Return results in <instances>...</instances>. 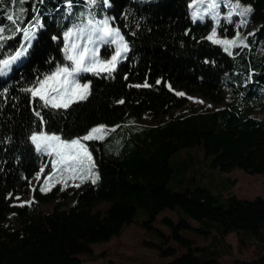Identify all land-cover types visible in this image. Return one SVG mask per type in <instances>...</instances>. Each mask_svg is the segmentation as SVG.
Instances as JSON below:
<instances>
[{"label":"trees","instance_id":"obj_1","mask_svg":"<svg viewBox=\"0 0 264 264\" xmlns=\"http://www.w3.org/2000/svg\"><path fill=\"white\" fill-rule=\"evenodd\" d=\"M191 1L96 0L92 5L71 0L69 10L68 0H0V28L5 29L0 62L21 46L27 25L37 28L22 60L0 76V264H85L82 256H91L95 244L119 236L140 213L156 236L145 245L155 248L160 258H172L162 264H264V198L225 197L193 184L191 178L185 187L183 178L176 179L179 190L167 187L175 171L188 169L184 163L172 166L169 158L188 148H198L205 160L210 158V169L219 173L238 169L264 175V115L254 114H264V0H235L248 3L251 13L245 20L235 10L232 24L225 19L229 0H213L220 3L215 21L205 14L208 0L190 8ZM101 18L119 29L128 45L115 71L80 77L81 83H89L86 99L67 109L43 108L26 89L58 65L68 64L65 32ZM239 18L256 25L242 39L247 47L226 51L225 45L207 39L213 28L218 37L234 36V20ZM16 27L22 31H14ZM114 48L102 46L101 58L110 59ZM175 90L222 106L211 111L186 108L188 99ZM143 113L169 117L142 127ZM96 126L106 138L121 140L117 146L89 141L97 180L71 191L56 184L43 189L41 179L33 192L36 201L19 204L32 179L44 165L50 166L49 155L37 151L30 137L44 131L76 139ZM68 202V209H62ZM51 203L52 210L43 212L40 206ZM104 203L106 210L95 211ZM164 210L177 214L160 220L167 232L152 226ZM231 234L239 248L252 249V258L221 261ZM198 240L209 243L200 246Z\"/></svg>","mask_w":264,"mask_h":264},{"label":"rangeland","instance_id":"obj_2","mask_svg":"<svg viewBox=\"0 0 264 264\" xmlns=\"http://www.w3.org/2000/svg\"><path fill=\"white\" fill-rule=\"evenodd\" d=\"M148 1V0H145ZM230 4L236 5L239 4V9L237 11L243 9H248L246 15H241L242 18L248 20L251 13V7L248 3H241L235 0H229ZM194 5H198V0H192L189 4V7L192 8ZM228 14V13H227ZM193 17V15H192ZM105 18H101L103 20ZM99 21V20H96ZM234 29L236 33L232 37H216L217 40H232L239 33V39L242 40L246 36L253 33L256 29V25L254 24H246L241 18L234 20ZM243 25V26H241ZM116 28L115 26H112ZM35 26L27 25L22 31V41L21 45L25 43L23 38V32L26 31H36ZM72 29V28H71ZM117 29V28H116ZM66 33V32H65ZM64 33V36H65ZM32 42V40H31ZM113 47L115 45H112ZM116 47V46H115ZM232 47V46H227ZM21 50V46L8 58L4 60H10L14 57L17 51ZM123 51V50H122ZM126 51L123 52V55ZM25 56V55H24ZM24 56L16 59L11 65L10 68L19 63ZM123 58V57H122ZM2 60V61H4ZM1 61V62H2ZM10 72V71H9ZM8 72V73H9ZM7 73V74H8ZM1 77H5L6 75H0ZM83 84V83H81ZM178 95L184 96L188 99L187 107L193 106L197 109H206L207 111H211L213 109H218L222 106V104H214L209 99L202 97L200 95H189L184 91L175 90ZM79 100V99H78ZM77 101V100H76ZM177 113V111H174ZM258 118L263 117V113L254 112ZM168 113H160L156 116H152L147 113H143L139 120V124L142 127H150L156 124H161L168 120ZM94 128H102L101 126H96ZM38 133V132H36ZM34 133V134H36ZM112 135L107 136L106 133H103L102 139H93L96 141H103L102 144L105 143L107 146L108 143H115L117 146L120 144L119 139H111ZM64 140H72V139H64ZM83 143L88 147L89 141H83ZM89 152L92 154L90 149ZM105 154L108 157H112L107 150ZM50 158V166L46 168L44 165L41 170L37 173V175L32 179L30 186L28 187V192L22 199L19 200V204H30L35 202L36 199L33 196L34 188L38 184V182L43 179V186L48 189L55 184L60 188H70L71 191L75 190L80 184L85 182L93 183V180H97L98 172L97 165L94 159V155L92 154L93 167L91 171H81L76 174L69 172L67 170H63L62 165L53 166L55 157L49 156ZM210 158L204 159L202 157V152L198 151V148H188L179 151L178 153L172 155L169 158V162L172 166H176L179 163H184L188 169L182 171H175L174 177L169 180L167 183V187L173 190H179V186L175 184L176 179L183 178V187L189 184L190 178L192 179L193 184H197L201 187L208 188L212 191L223 192V195L227 197L228 195H235L238 198L251 199L257 196L264 198V175H249L238 169H234L229 173H219L216 170H212L209 167ZM60 168L61 170H57ZM46 170V171H45ZM53 173L52 176H47ZM39 177V179H38ZM175 178V179H174ZM185 180V181H184ZM72 193V192H71ZM55 203V202H54ZM54 203L51 204H42L40 207L43 212H49L52 210ZM71 205V202L62 206V209H68ZM108 207L107 203L100 204L95 208L103 212ZM177 216L176 211L173 210H164L160 213L154 222H152V226L156 229L167 232V228L160 222L163 217H169L175 219ZM145 220V216L143 213L138 214L134 221L123 228L120 235L117 237H113L110 241L101 244H95L93 246V254L91 256H82L81 259L85 264H162L170 261L172 258H160L157 255V251L155 248L147 247L145 242L148 241H156L155 233L150 229L146 228V226L142 223ZM193 224H197L195 221L190 220ZM200 246L208 245V241L198 240ZM225 243L228 246V250L225 251L221 257V261L224 263H229L233 259H249L252 258L254 253L252 249H241L238 246V241L234 234H231L226 237Z\"/></svg>","mask_w":264,"mask_h":264},{"label":"snow or ice","instance_id":"obj_3","mask_svg":"<svg viewBox=\"0 0 264 264\" xmlns=\"http://www.w3.org/2000/svg\"><path fill=\"white\" fill-rule=\"evenodd\" d=\"M12 2L23 4L24 0H12ZM101 2L106 3L107 0H101ZM89 3L94 5L96 0H89ZM71 7V0H68L69 10ZM219 7V2L208 0L205 6V14L209 15L210 18L215 21L219 15ZM229 7L230 11L225 19L227 23L232 24L233 21L231 16L240 6L236 4L230 5ZM20 11L23 12L24 9L21 8ZM247 11L248 9L240 10L239 14L246 15ZM197 18L194 12L193 20L195 21ZM7 19L13 25L18 23L12 15H9ZM199 19L203 20V16L199 17ZM13 30L16 32L22 31L19 27ZM4 31V28H0V40L5 39L3 36ZM74 36L75 39H73ZM216 36V29L213 28L211 35H209L207 39L211 40L213 43L225 45L226 51L228 50L227 46H248L247 43L239 39V33H237V36L232 40H217L215 39ZM23 38L25 43L21 45V50L17 51L16 55L10 60L0 62V75H7V73L11 71L10 65L16 59L26 54L27 49L31 47V40L35 38V33L33 31L23 32ZM64 39L67 41L64 47V55L68 64L58 65L54 71L38 79L34 87L26 89V91L31 94L33 100L38 98V100L42 102L41 106L43 108H51L54 110L67 109L72 103L76 102V100L86 99L89 83L81 84L80 77L86 73L100 75L102 72L110 76L111 73L115 71L117 63L123 57V52L128 49L127 42L121 35L120 30L111 27L108 19L95 22L89 20L86 28L75 27L65 33ZM111 45H115L116 47L113 49V52L110 53V59H102V46L110 47ZM107 50L108 48L105 47V52H107ZM144 86L147 87V85ZM121 103H123V101H121ZM36 115L39 117L42 124L46 123L39 111L36 112ZM103 133V128H93L83 137L64 140L60 135L40 131L33 134L30 139L37 151L55 157L54 167L62 165L63 170L76 174L84 170L90 172L91 168L94 166L92 154L83 141L102 139ZM57 170L59 171L61 169L58 168ZM94 182L95 180H93V183Z\"/></svg>","mask_w":264,"mask_h":264},{"label":"bare ground","instance_id":"obj_4","mask_svg":"<svg viewBox=\"0 0 264 264\" xmlns=\"http://www.w3.org/2000/svg\"><path fill=\"white\" fill-rule=\"evenodd\" d=\"M204 2V1H203ZM207 4V3H206ZM228 4V3H227ZM224 10V9H223Z\"/></svg>","mask_w":264,"mask_h":264}]
</instances>
